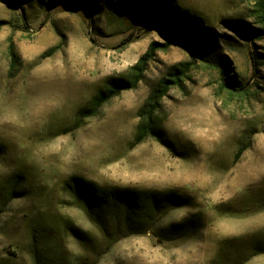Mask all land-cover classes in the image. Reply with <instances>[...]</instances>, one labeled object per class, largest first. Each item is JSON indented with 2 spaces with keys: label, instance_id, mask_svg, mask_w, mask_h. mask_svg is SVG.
Instances as JSON below:
<instances>
[{
  "label": "rangeland",
  "instance_id": "1",
  "mask_svg": "<svg viewBox=\"0 0 264 264\" xmlns=\"http://www.w3.org/2000/svg\"><path fill=\"white\" fill-rule=\"evenodd\" d=\"M88 1L0 0V264H264V35L253 34L262 29L254 0L153 3L167 1L176 38L215 65L192 66L163 100L162 141L136 147L140 108L191 59L179 46L157 52L137 89L76 128L110 80L169 41L137 0ZM72 178L176 190L190 204L109 245L64 189ZM190 216L196 228L173 232Z\"/></svg>",
  "mask_w": 264,
  "mask_h": 264
},
{
  "label": "trees",
  "instance_id": "2",
  "mask_svg": "<svg viewBox=\"0 0 264 264\" xmlns=\"http://www.w3.org/2000/svg\"><path fill=\"white\" fill-rule=\"evenodd\" d=\"M49 1L50 5L69 1L84 9H89L87 7L89 5L88 0ZM155 1L137 0L136 8L151 23L162 26L169 35V41L151 43L138 62L130 67L123 77L110 80L105 89L95 95L89 104L78 112L76 128L82 127L87 120L98 117L111 101L120 97L124 92L137 89L157 52H166L172 46H179L188 52L191 60L171 67L169 76L161 79L151 91L139 110V123L132 146L136 147L149 139L162 141L163 133L157 118L162 110L164 98L171 89L183 88V83L188 78V74L196 62L208 67L215 65L213 59L209 56L202 54L186 41L176 38L172 25L174 12L166 11L167 1L160 2L159 7L153 4ZM254 3V18L262 29L253 30V34L264 35V0H254ZM5 24L6 22L0 21V29ZM10 52L12 57L15 58L13 47L10 48ZM222 75L223 86L230 91V88L235 86V82L229 76L230 68L222 69ZM245 150V147L240 148L237 158H240ZM64 189L71 194L75 204L84 210L90 222L103 233L104 239L109 245L127 236L146 233L150 228L156 227L161 218L171 210L190 204V197L180 194L176 190L157 191L99 187L92 182L79 178L70 179L65 184ZM198 218L190 216L183 219L182 222L172 228L173 232L177 233L191 230L192 227L196 228ZM161 237L163 236L161 235ZM36 264L45 263L38 262Z\"/></svg>",
  "mask_w": 264,
  "mask_h": 264
},
{
  "label": "crops",
  "instance_id": "3",
  "mask_svg": "<svg viewBox=\"0 0 264 264\" xmlns=\"http://www.w3.org/2000/svg\"><path fill=\"white\" fill-rule=\"evenodd\" d=\"M250 224V223H249Z\"/></svg>",
  "mask_w": 264,
  "mask_h": 264
}]
</instances>
